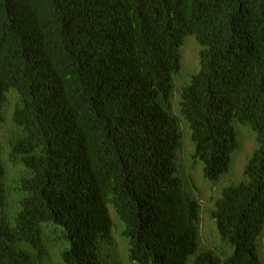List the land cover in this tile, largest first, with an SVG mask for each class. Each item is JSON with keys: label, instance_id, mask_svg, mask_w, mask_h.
<instances>
[{"label": "trees", "instance_id": "trees-1", "mask_svg": "<svg viewBox=\"0 0 264 264\" xmlns=\"http://www.w3.org/2000/svg\"><path fill=\"white\" fill-rule=\"evenodd\" d=\"M186 37L200 51L179 120L169 101ZM10 91L7 158L22 172L9 212L0 159V264H45L56 247L61 264H100L108 208L129 263L263 264L264 0H0V123ZM182 124L212 185L237 130L254 139L242 180L212 201L219 248L203 245L177 176ZM49 226L63 245L44 239Z\"/></svg>", "mask_w": 264, "mask_h": 264}, {"label": "rangeland", "instance_id": "rangeland-1", "mask_svg": "<svg viewBox=\"0 0 264 264\" xmlns=\"http://www.w3.org/2000/svg\"><path fill=\"white\" fill-rule=\"evenodd\" d=\"M199 51L200 49L198 46H196L193 39L186 37L181 48V71L178 78L174 82V93L171 99V112L179 120V91L181 85L188 82L190 76L196 72ZM16 103L17 98L15 93L13 91L8 92L6 94L5 105L2 110V122L0 123V159L4 163L6 170L4 184L7 188L6 205L8 208H10L9 212L14 210L15 206L17 205L18 194L16 193V180L18 175L22 172V167L13 165L8 161L7 158V143L9 141L11 132H14L12 131L13 126L11 125L10 120ZM181 127L183 130L180 142L181 149L179 154H177L176 159L177 176L183 181L187 192L194 195L200 205L199 236L203 242V245L207 248H219L221 245L218 241L213 221L209 217L212 201L218 197L220 189L227 185L238 183L242 180V169L246 159L254 149V139L252 133H250L247 128L243 127L237 130V140L239 147L232 156L231 168L229 172L222 176L215 185H212L202 179L201 164L193 163L191 161V145L188 139V129L183 124ZM108 213L113 223V230L111 232V240L106 241V243L103 245V251L100 252L99 262L100 264H132L127 260V240L119 235L122 229V223L118 221L113 211L109 208ZM51 230H55V233L51 234ZM59 231L60 228L54 226L46 227L44 239L48 243L60 241L62 244L63 240L57 236ZM64 244L65 245L62 250L67 247V244ZM45 245L48 248L46 242ZM20 247L23 248L24 245H20ZM59 250L60 248L58 247L53 249V251H51V255L48 256L47 261H45V264H61ZM257 252L260 260L264 264V230L257 241Z\"/></svg>", "mask_w": 264, "mask_h": 264}, {"label": "clouds", "instance_id": "clouds-1", "mask_svg": "<svg viewBox=\"0 0 264 264\" xmlns=\"http://www.w3.org/2000/svg\"><path fill=\"white\" fill-rule=\"evenodd\" d=\"M182 48V47H181ZM180 56H181V49H180ZM198 61H199V58L197 59V69H198ZM196 72H197V70H196ZM195 72V73H196ZM10 92H12V91H10ZM174 93V92H173ZM172 96H173V94H172ZM172 96H171V98H170V101H169V106H170V110H171V99H172ZM179 100V99H178ZM179 106V105H178ZM215 200V199H214Z\"/></svg>", "mask_w": 264, "mask_h": 264}]
</instances>
